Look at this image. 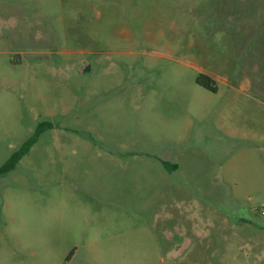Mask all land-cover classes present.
Here are the masks:
<instances>
[{"label": "rangeland", "instance_id": "1", "mask_svg": "<svg viewBox=\"0 0 264 264\" xmlns=\"http://www.w3.org/2000/svg\"><path fill=\"white\" fill-rule=\"evenodd\" d=\"M43 121L0 264H264V0H0V167Z\"/></svg>", "mask_w": 264, "mask_h": 264}, {"label": "trees", "instance_id": "2", "mask_svg": "<svg viewBox=\"0 0 264 264\" xmlns=\"http://www.w3.org/2000/svg\"><path fill=\"white\" fill-rule=\"evenodd\" d=\"M196 83L201 88L210 91L212 93H218L219 87L216 81L207 74H200L196 80ZM55 127L50 121H43L38 124L33 135L28 137L18 150L13 152L7 161L0 167V175L9 174L14 171L19 163L30 153V151L36 146L43 134L48 131L53 130ZM163 166L167 169L173 171L178 169L176 164H171L168 162H161ZM74 252L71 253L68 261L72 258Z\"/></svg>", "mask_w": 264, "mask_h": 264}, {"label": "crops", "instance_id": "3", "mask_svg": "<svg viewBox=\"0 0 264 264\" xmlns=\"http://www.w3.org/2000/svg\"><path fill=\"white\" fill-rule=\"evenodd\" d=\"M219 87V86H218Z\"/></svg>", "mask_w": 264, "mask_h": 264}]
</instances>
